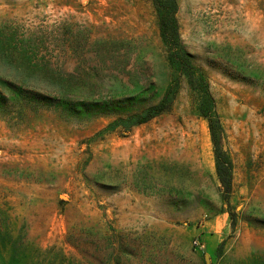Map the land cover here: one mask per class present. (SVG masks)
Instances as JSON below:
<instances>
[{
    "label": "rangeland",
    "instance_id": "1",
    "mask_svg": "<svg viewBox=\"0 0 264 264\" xmlns=\"http://www.w3.org/2000/svg\"><path fill=\"white\" fill-rule=\"evenodd\" d=\"M172 2L0 0V264H264V0Z\"/></svg>",
    "mask_w": 264,
    "mask_h": 264
},
{
    "label": "trees",
    "instance_id": "2",
    "mask_svg": "<svg viewBox=\"0 0 264 264\" xmlns=\"http://www.w3.org/2000/svg\"><path fill=\"white\" fill-rule=\"evenodd\" d=\"M157 16L159 17V34L161 39L166 41V38L170 36V40H176V31L174 27V20L172 17V11L167 12L165 9L173 10L172 0H152ZM188 55L182 51L178 50V53H170L168 56L169 65L176 66L179 63H182V67L187 64ZM170 101H167L165 98L158 101L156 104L151 105L144 109L140 114H134L128 117L131 125H137L144 123L159 114L167 112L169 110ZM207 120V127L209 130V135L211 143L213 146V155H214V167L215 173L222 187L223 198H226L230 191V163L227 157L222 154L219 150V136L217 132L220 130L219 124L215 116L209 117L203 115Z\"/></svg>",
    "mask_w": 264,
    "mask_h": 264
},
{
    "label": "built area",
    "instance_id": "3",
    "mask_svg": "<svg viewBox=\"0 0 264 264\" xmlns=\"http://www.w3.org/2000/svg\"><path fill=\"white\" fill-rule=\"evenodd\" d=\"M192 245H193V247H195V248L198 247V242H197L196 239L192 241Z\"/></svg>",
    "mask_w": 264,
    "mask_h": 264
}]
</instances>
